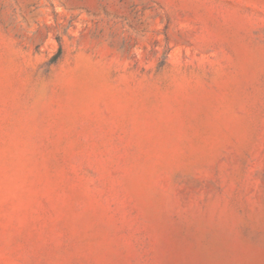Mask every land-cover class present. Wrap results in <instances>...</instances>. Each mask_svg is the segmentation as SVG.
<instances>
[{
  "label": "rangeland",
  "instance_id": "1",
  "mask_svg": "<svg viewBox=\"0 0 264 264\" xmlns=\"http://www.w3.org/2000/svg\"><path fill=\"white\" fill-rule=\"evenodd\" d=\"M0 264H264V0H0Z\"/></svg>",
  "mask_w": 264,
  "mask_h": 264
}]
</instances>
